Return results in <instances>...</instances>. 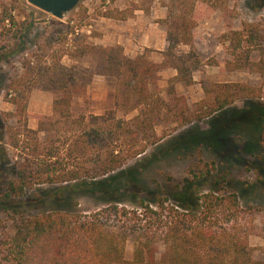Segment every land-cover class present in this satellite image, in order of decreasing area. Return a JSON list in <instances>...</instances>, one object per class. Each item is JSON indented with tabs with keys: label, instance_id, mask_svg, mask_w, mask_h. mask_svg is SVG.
<instances>
[{
	"label": "trees",
	"instance_id": "trees-1",
	"mask_svg": "<svg viewBox=\"0 0 264 264\" xmlns=\"http://www.w3.org/2000/svg\"><path fill=\"white\" fill-rule=\"evenodd\" d=\"M208 2L214 10L227 11L226 0ZM50 23L42 40L33 41L25 59L20 58V65L25 62L26 68L19 82L9 87L12 112H0V210L9 217L11 228V234L6 233L1 239L0 261L5 264H264L252 256L253 249L247 242L250 225L245 228L239 219L242 211L236 196L218 194L226 183L223 178L213 180L212 187L206 191H200L197 183L190 181L181 187L173 186L169 197L151 192L130 203L122 198L126 193L133 198L139 192L132 185L138 169L122 168L160 141L154 127L167 124L178 129L219 112L220 116L226 107L246 94L255 96V92L237 83L214 84L204 89L203 98L192 104L191 109L181 97L173 96L172 87L166 92L168 97H173L169 104L161 98L149 100L147 85L160 70L175 72L168 82L184 86L192 83L190 72L196 69L194 62L186 65L189 57L176 52L180 46H190L185 34L192 26L177 17L164 23L166 48L160 53L158 63L142 55L128 58L117 45L89 44L86 42L89 37L69 26V20L64 27L55 26V21ZM262 27L264 22L246 25L232 31L228 39L233 50H239L242 43L258 50L260 57L254 67L263 64L264 34H259ZM231 28L228 24L227 29ZM29 29L22 30L17 37L22 47L27 43L31 26ZM57 41L70 42L69 50L63 55L73 64L67 68H41L39 63ZM219 44L224 45L222 41ZM2 57L9 55L2 54L0 60ZM28 61L35 66L30 67ZM237 61L234 60L233 69L245 67ZM204 65L217 67L220 72L232 71L225 62L209 60ZM93 76L115 80L114 109L101 115L73 114L72 102L84 94ZM30 77L45 81L46 90L53 97L51 117L37 118L34 130L26 126L24 111L26 93L33 84H21L22 79ZM21 85L26 88L21 90ZM116 108L124 114L136 113L126 120L115 116ZM178 142L173 140L170 144L176 149ZM29 191L33 193L27 195ZM83 197L96 206L81 213L75 207L78 198ZM73 198L76 199L70 210H42L45 204H60ZM127 244L131 251L125 258Z\"/></svg>",
	"mask_w": 264,
	"mask_h": 264
},
{
	"label": "rangeland",
	"instance_id": "rangeland-1",
	"mask_svg": "<svg viewBox=\"0 0 264 264\" xmlns=\"http://www.w3.org/2000/svg\"><path fill=\"white\" fill-rule=\"evenodd\" d=\"M225 8L227 11H222V8L220 11L214 10L208 0H80L65 20L58 21L30 7L24 0H0V56L9 55L0 60V112H12L8 101L12 96L9 95V87L19 82L26 68L25 62L20 65V58L22 56L25 59V53L31 50L30 44L33 41L42 40L44 33L48 31L45 27L49 28L51 21L57 22L55 26L64 27L69 20V26L77 29L80 35L89 37L87 43L95 46L108 44L106 47L115 44L102 43L105 34L98 31L96 23L104 16L111 18L116 24L122 23L119 19L123 18L124 21L137 22L144 29L153 28L155 31H164V23L173 17L190 23L192 30L185 34L190 40V46L177 50L186 52V58L189 57L186 65L192 64L191 62L195 64L196 69L190 72L192 83L184 86L181 83L168 82L171 71L160 70L147 85L149 100L161 98L169 104L173 97H168L166 92L172 87L173 96L181 97L186 107L191 109L192 104L203 98L204 89L224 82L243 85L253 90L255 96L246 94L226 107L221 112L222 115L219 116V112L183 128L175 129L174 125L167 124L154 127L153 131L156 136L161 137L160 141L147 147L143 156L128 162L122 168L127 171L138 169L133 181L129 174L126 177L136 187L135 192H139L133 198L129 193L122 198L130 203L144 193L151 192L156 196L169 197L173 186L181 187L184 182L190 181L197 183L200 191H206L212 187L213 180L223 178L226 183L218 194L233 193L236 196L238 208L242 211L239 219L245 224V228L250 225L247 242L253 249L252 256L264 262V58L261 66L254 67L260 57L258 50L245 43L240 45L239 50H233L228 43L232 31H239L249 24L264 22V0H226ZM168 10L170 15H167ZM228 24L232 27L230 31L227 29ZM30 26L32 29L26 37L27 43L22 47L17 37L22 30H30ZM261 30L259 34L263 35L264 29ZM221 41L224 43L222 46L219 44ZM69 44V41L66 44L59 41L52 43L51 50L39 63L40 67L67 68L73 64L63 55L69 50ZM136 46L134 42L129 53L121 47L122 53L126 57L139 53L153 63L160 61L157 51L139 50V47L134 48ZM209 60L229 63L232 71L219 72L214 66L204 65ZM234 60H238L245 67L233 69ZM28 65L35 66L29 61ZM23 82L26 86L33 84L26 93L24 111L27 116L26 126L34 130L37 118L51 117L53 97L46 90L45 81L30 77L28 80L22 79L21 84ZM114 87L113 78L93 76L84 94L72 102L71 112L101 115L114 109ZM25 88L20 86L21 90ZM135 113L124 114L116 108L115 116L127 120ZM257 120L262 122L257 123ZM173 140L180 141L176 143V149L170 144ZM32 193L33 191H29L27 195ZM75 199L60 204H45L42 210H70ZM95 206V202L83 197L78 198L75 209L83 213ZM34 212L36 211H32ZM8 218L0 210V244L4 234H11ZM130 251V245L127 244L124 248L125 258L129 257ZM0 264L5 263L0 261Z\"/></svg>",
	"mask_w": 264,
	"mask_h": 264
},
{
	"label": "crops",
	"instance_id": "crops-1",
	"mask_svg": "<svg viewBox=\"0 0 264 264\" xmlns=\"http://www.w3.org/2000/svg\"><path fill=\"white\" fill-rule=\"evenodd\" d=\"M124 20H122L123 21L122 23L119 22L118 24H116L109 17L100 18V20L96 23V26L98 27L99 32L105 34V36L102 37L103 38L102 43L109 42L112 45L113 44L117 46L120 45V47L124 48V51L126 53L131 52L129 48L134 45V42L137 45L134 48L139 47L140 48L139 50L153 49L154 51L158 52L159 56L161 52H164L166 48L165 30L155 31L153 28L144 29V27L141 24H138L137 22L133 23L132 21H128V20L124 21ZM106 46L109 45L108 44L101 45V47H106ZM180 47H186V46H180ZM180 47H178L177 49H179ZM177 49H176L177 53H186V52H179ZM135 55H140V54L134 53L128 58H131ZM164 71H168V69ZM169 71H171L172 73L171 77H173L175 75V72L172 70ZM224 73H228V72H224Z\"/></svg>",
	"mask_w": 264,
	"mask_h": 264
},
{
	"label": "water",
	"instance_id": "water-1",
	"mask_svg": "<svg viewBox=\"0 0 264 264\" xmlns=\"http://www.w3.org/2000/svg\"><path fill=\"white\" fill-rule=\"evenodd\" d=\"M27 5L48 17L63 21L80 0H24Z\"/></svg>",
	"mask_w": 264,
	"mask_h": 264
}]
</instances>
